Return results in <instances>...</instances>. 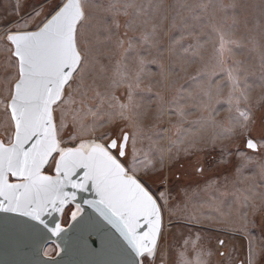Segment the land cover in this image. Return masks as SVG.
<instances>
[{"label":"rangeland","instance_id":"1","mask_svg":"<svg viewBox=\"0 0 264 264\" xmlns=\"http://www.w3.org/2000/svg\"><path fill=\"white\" fill-rule=\"evenodd\" d=\"M60 2L0 0L5 145L18 78L7 33L35 31ZM83 2L87 60L55 107L61 146L106 144L122 131L135 137L136 176L162 216L152 264H229L230 248L243 256L249 242L222 232H247L253 244L255 231L264 241V0Z\"/></svg>","mask_w":264,"mask_h":264},{"label":"snow or ice","instance_id":"2","mask_svg":"<svg viewBox=\"0 0 264 264\" xmlns=\"http://www.w3.org/2000/svg\"><path fill=\"white\" fill-rule=\"evenodd\" d=\"M88 15L83 0H61L38 30L7 33L18 78L7 104L14 140L9 147L0 143V210L23 208L21 215L56 236L62 231L60 223L54 218L50 225L42 214L62 213L76 200V192H66V186L90 188L100 199L84 203L116 229L132 253V264H152L161 232L159 210L136 176L140 162L135 145L129 149L135 137L122 131L106 144L92 142L85 152L83 145L63 148L58 135L55 107L65 90L83 78L87 57L80 29ZM247 147H256L252 139ZM50 159L55 162V178L41 174ZM9 176L20 182L10 183ZM82 211L77 204L72 219Z\"/></svg>","mask_w":264,"mask_h":264},{"label":"water","instance_id":"3","mask_svg":"<svg viewBox=\"0 0 264 264\" xmlns=\"http://www.w3.org/2000/svg\"><path fill=\"white\" fill-rule=\"evenodd\" d=\"M8 111L11 118V112L9 109ZM12 124L14 132L11 144L15 133L13 121ZM0 143L4 144L1 141ZM91 143H82V150L87 152ZM11 144H4V146L9 147ZM81 145L72 149H79ZM30 146V143L25 145V147ZM246 148L252 152L258 151L257 145L254 149H249L246 143ZM58 158L57 155L56 159ZM47 167L48 165L41 170V174L55 178V162L52 174L44 173ZM9 182L19 183L20 181L9 176ZM64 190L75 191L76 200L70 205H65L62 213H53L51 216L47 213L42 214L50 225L54 218L60 223L62 231L56 236L51 235L42 225L21 215L23 208L15 212L0 210V264H132V253L116 229L100 218L89 204L84 203L85 200L98 201L100 197L96 192L90 188L88 190L72 189L70 185ZM145 190L148 191L146 188ZM77 204L83 211L77 213L75 220L71 216L67 225L62 226L66 209L74 207L76 212ZM156 206L159 210V224L162 229V216L157 202ZM49 245H54L57 249L53 257L45 255V249Z\"/></svg>","mask_w":264,"mask_h":264},{"label":"crops","instance_id":"4","mask_svg":"<svg viewBox=\"0 0 264 264\" xmlns=\"http://www.w3.org/2000/svg\"><path fill=\"white\" fill-rule=\"evenodd\" d=\"M252 228H256L253 225L252 222ZM222 231V230H218ZM222 233L227 234V238L233 237V238H242L243 241H248L249 244L246 248V246H244L245 248V252L243 254V256H241V254L239 253V250L237 251L235 248H230V252L232 254L229 264H258L261 255H263L262 253H264V241H263V237L260 235V233L252 231V236L255 237L254 238V243L252 244L249 240V235L247 232L242 233L240 231V233H236V232H228V231H223ZM258 236V237H257ZM221 244V243H220Z\"/></svg>","mask_w":264,"mask_h":264}]
</instances>
